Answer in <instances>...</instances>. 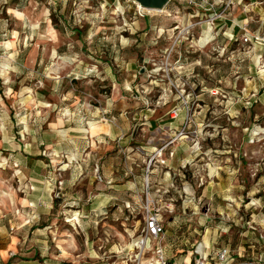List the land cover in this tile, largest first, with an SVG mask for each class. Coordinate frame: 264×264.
I'll use <instances>...</instances> for the list:
<instances>
[{"label": "rangeland", "instance_id": "obj_1", "mask_svg": "<svg viewBox=\"0 0 264 264\" xmlns=\"http://www.w3.org/2000/svg\"><path fill=\"white\" fill-rule=\"evenodd\" d=\"M259 42L264 0H0V246L25 216L55 264H137L157 213L172 261L264 264Z\"/></svg>", "mask_w": 264, "mask_h": 264}, {"label": "crops", "instance_id": "obj_2", "mask_svg": "<svg viewBox=\"0 0 264 264\" xmlns=\"http://www.w3.org/2000/svg\"><path fill=\"white\" fill-rule=\"evenodd\" d=\"M261 46H259V51H263L259 53V61L263 59L264 62V43L259 42ZM260 71H264V69ZM263 94V93H262ZM23 154L21 155L22 157V164L23 168L26 171H29L30 173L34 172V169H39L38 168V163L39 161H44L46 158H42L40 151L41 150H34L33 152H30L29 150H21ZM44 159V160H43ZM44 167L46 165H49L48 160L43 162ZM43 165V164H42ZM34 168V169H29ZM34 175H38V173H34ZM33 181H37V179H33ZM48 198L46 196H42L41 198H36V200H31L29 197H25L27 206L30 209V212L27 213L28 216L26 218H29V220H34L37 216L38 213H35V211H39L40 209L43 208L44 206V201H46ZM48 201V200H47ZM16 227V228H15ZM27 220L24 219L20 222L19 225L17 226H11L12 229H15V233L11 232L9 233L5 244L0 246V257H1V262L2 264H55L53 261L50 259H56L53 258V256H48L51 258H45L41 255H39V248L40 245L38 244H33L28 241V236L24 234L27 228ZM164 246L166 248L167 256L170 259L171 263H180V262H192V258L190 256L183 258L179 261L175 260L172 261L169 254H168V247L167 244L164 241ZM205 259L207 261V257L205 256ZM207 264H209V261H207Z\"/></svg>", "mask_w": 264, "mask_h": 264}, {"label": "built area", "instance_id": "obj_3", "mask_svg": "<svg viewBox=\"0 0 264 264\" xmlns=\"http://www.w3.org/2000/svg\"><path fill=\"white\" fill-rule=\"evenodd\" d=\"M249 38H245L248 40ZM174 116L178 115V110H173ZM174 152L172 151L171 154ZM166 228L157 213L149 215L144 234L140 238L138 245L140 249V256L138 257L137 264H207L206 259H197L195 263L191 262H180L171 263L167 256L166 248L164 246ZM152 241L153 245L148 248L149 242ZM146 252H151V255L144 257ZM229 254L228 248H224L221 251V256L227 258Z\"/></svg>", "mask_w": 264, "mask_h": 264}, {"label": "water", "instance_id": "obj_4", "mask_svg": "<svg viewBox=\"0 0 264 264\" xmlns=\"http://www.w3.org/2000/svg\"><path fill=\"white\" fill-rule=\"evenodd\" d=\"M139 4L148 9L161 10L163 9L170 0H135Z\"/></svg>", "mask_w": 264, "mask_h": 264}, {"label": "bare ground", "instance_id": "obj_5", "mask_svg": "<svg viewBox=\"0 0 264 264\" xmlns=\"http://www.w3.org/2000/svg\"><path fill=\"white\" fill-rule=\"evenodd\" d=\"M137 2V1H136ZM139 3V2H138ZM140 5V4H139ZM141 6V5H140ZM141 7H143V6H141Z\"/></svg>", "mask_w": 264, "mask_h": 264}]
</instances>
